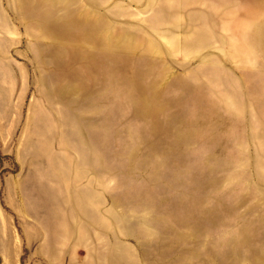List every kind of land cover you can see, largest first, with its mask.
I'll use <instances>...</instances> for the list:
<instances>
[{
  "label": "rangeland",
  "instance_id": "obj_1",
  "mask_svg": "<svg viewBox=\"0 0 264 264\" xmlns=\"http://www.w3.org/2000/svg\"><path fill=\"white\" fill-rule=\"evenodd\" d=\"M1 123L0 264H264V0H0Z\"/></svg>",
  "mask_w": 264,
  "mask_h": 264
},
{
  "label": "bare ground",
  "instance_id": "obj_2",
  "mask_svg": "<svg viewBox=\"0 0 264 264\" xmlns=\"http://www.w3.org/2000/svg\"><path fill=\"white\" fill-rule=\"evenodd\" d=\"M9 107V105H8ZM7 117L10 115L9 110L5 111ZM11 233V232H10ZM10 233L7 234V238H6V242H5V246L4 249L6 250V253H8L7 258L5 260V262H10L13 260L14 258V253H15V244L13 243V239L10 236Z\"/></svg>",
  "mask_w": 264,
  "mask_h": 264
},
{
  "label": "crops",
  "instance_id": "obj_3",
  "mask_svg": "<svg viewBox=\"0 0 264 264\" xmlns=\"http://www.w3.org/2000/svg\"><path fill=\"white\" fill-rule=\"evenodd\" d=\"M3 124L4 123H1L0 124V127H1V129L2 130H4L2 127H3ZM0 184H1V177H0ZM14 184L11 182V183H8V184H6V188H7V191L10 193V191H12L13 189H14ZM13 239V243L15 244V238H12ZM12 261H14V259L12 260ZM7 263H9V262H7Z\"/></svg>",
  "mask_w": 264,
  "mask_h": 264
}]
</instances>
